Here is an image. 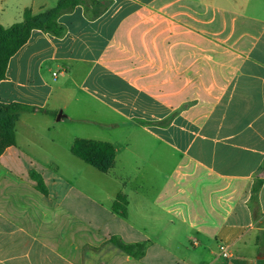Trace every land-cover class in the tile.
Returning <instances> with one entry per match:
<instances>
[{"label": "crops", "instance_id": "0c3cea01", "mask_svg": "<svg viewBox=\"0 0 264 264\" xmlns=\"http://www.w3.org/2000/svg\"><path fill=\"white\" fill-rule=\"evenodd\" d=\"M58 1L1 0L0 24ZM58 24L0 83L38 109L0 157V264H264V0H87ZM77 138L113 144L114 167L62 178L49 154Z\"/></svg>", "mask_w": 264, "mask_h": 264}, {"label": "trees", "instance_id": "16d2710c", "mask_svg": "<svg viewBox=\"0 0 264 264\" xmlns=\"http://www.w3.org/2000/svg\"><path fill=\"white\" fill-rule=\"evenodd\" d=\"M86 4L87 0H59L56 6L39 14H34L31 9H26L23 13V20L10 27L0 24V83L7 78L10 60L28 43L33 31L40 30L60 36L63 29L58 24L59 17ZM104 10L105 7L102 6L100 12L102 13ZM95 14L99 15L98 11H95ZM37 110L24 104H3L0 102V157L8 148L17 143L16 126L21 114ZM71 152L75 158L101 173H108L115 164L116 149L113 144L108 142L77 138ZM30 179L36 184V189L46 197L48 189L43 177L39 173L31 171ZM261 186L262 181L258 179L251 191L253 202H256ZM127 204V198L121 195L114 203L113 210L115 212L121 210V216H125ZM111 241L121 251L131 256L139 258L144 252L142 245H127L117 238H112Z\"/></svg>", "mask_w": 264, "mask_h": 264}, {"label": "rangeland", "instance_id": "374dc122", "mask_svg": "<svg viewBox=\"0 0 264 264\" xmlns=\"http://www.w3.org/2000/svg\"><path fill=\"white\" fill-rule=\"evenodd\" d=\"M67 113H70V111H67ZM58 152H52L49 155L54 157V159H50L47 162L49 163H54L56 165H60V174L62 176V178L67 179L69 181H71L72 183L74 182V176L72 173L68 172V170L70 169L69 164L72 163H77L79 165H85L83 162H81L80 160H78L77 158H75L74 156H72V154L65 149L66 147V143L62 142L58 145ZM40 162H45V161H40ZM86 166V165H85ZM35 185V189H36V184ZM52 185V184H51ZM69 200H72V197H69Z\"/></svg>", "mask_w": 264, "mask_h": 264}, {"label": "built area", "instance_id": "2783aa9c", "mask_svg": "<svg viewBox=\"0 0 264 264\" xmlns=\"http://www.w3.org/2000/svg\"><path fill=\"white\" fill-rule=\"evenodd\" d=\"M220 252H221V255L224 258H228L229 257L228 248L226 246H224V245L220 246Z\"/></svg>", "mask_w": 264, "mask_h": 264}]
</instances>
